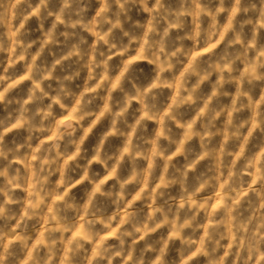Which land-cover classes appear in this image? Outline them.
I'll return each mask as SVG.
<instances>
[{
    "label": "clouds",
    "instance_id": "1",
    "mask_svg": "<svg viewBox=\"0 0 264 264\" xmlns=\"http://www.w3.org/2000/svg\"><path fill=\"white\" fill-rule=\"evenodd\" d=\"M0 264H264V0H0Z\"/></svg>",
    "mask_w": 264,
    "mask_h": 264
}]
</instances>
